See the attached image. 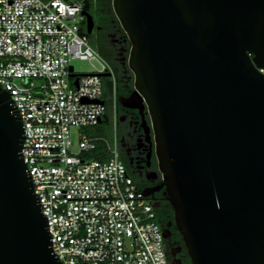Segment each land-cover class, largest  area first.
Masks as SVG:
<instances>
[{
    "label": "water",
    "instance_id": "obj_1",
    "mask_svg": "<svg viewBox=\"0 0 264 264\" xmlns=\"http://www.w3.org/2000/svg\"><path fill=\"white\" fill-rule=\"evenodd\" d=\"M112 4L192 264H264V0ZM24 139L0 87V264H62L21 156Z\"/></svg>",
    "mask_w": 264,
    "mask_h": 264
},
{
    "label": "built area",
    "instance_id": "obj_2",
    "mask_svg": "<svg viewBox=\"0 0 264 264\" xmlns=\"http://www.w3.org/2000/svg\"><path fill=\"white\" fill-rule=\"evenodd\" d=\"M92 1L0 0V87L20 115L21 156L59 261L171 264L154 207L118 158L116 136H82L73 150L71 129L106 116L99 74L108 66L81 32ZM75 60L101 69L76 74ZM98 143L107 158L86 157Z\"/></svg>",
    "mask_w": 264,
    "mask_h": 264
},
{
    "label": "flooded vegetation",
    "instance_id": "obj_3",
    "mask_svg": "<svg viewBox=\"0 0 264 264\" xmlns=\"http://www.w3.org/2000/svg\"><path fill=\"white\" fill-rule=\"evenodd\" d=\"M83 12L92 17V23L89 28L85 17L81 32L108 66L103 74L109 75L102 77L106 116L100 125L109 138L116 136L118 158L152 203L158 222L170 231L166 245L168 252L175 253L174 257L169 256L170 260L192 264L176 227L175 212L157 155L151 116L135 92L134 74L129 67L132 44L115 15L112 0H98L96 5L85 7Z\"/></svg>",
    "mask_w": 264,
    "mask_h": 264
},
{
    "label": "rangeland",
    "instance_id": "obj_4",
    "mask_svg": "<svg viewBox=\"0 0 264 264\" xmlns=\"http://www.w3.org/2000/svg\"><path fill=\"white\" fill-rule=\"evenodd\" d=\"M97 1L98 0L90 2L91 6L96 5ZM71 65L74 67L76 74L95 73L96 69L98 70L101 69V66L97 61L75 60L71 62ZM105 131H106L105 128L100 124L95 127H89V128H84V129L72 128L71 129V139L73 142V150L77 151L79 147V141L82 136H95V137L99 136V137L106 138ZM107 139H110V138H107Z\"/></svg>",
    "mask_w": 264,
    "mask_h": 264
},
{
    "label": "trees",
    "instance_id": "obj_5",
    "mask_svg": "<svg viewBox=\"0 0 264 264\" xmlns=\"http://www.w3.org/2000/svg\"><path fill=\"white\" fill-rule=\"evenodd\" d=\"M85 7H91V3H88ZM90 45L94 48L93 44L90 43ZM105 136H106V138H109L106 133H105ZM85 156L88 158H93V159H105V158H107V153H106L104 144L98 143L97 149L95 151H92L90 153L85 154ZM157 221H158V219H157Z\"/></svg>",
    "mask_w": 264,
    "mask_h": 264
}]
</instances>
